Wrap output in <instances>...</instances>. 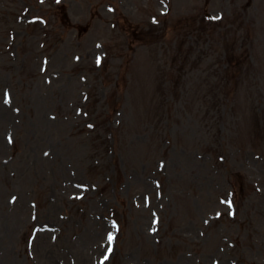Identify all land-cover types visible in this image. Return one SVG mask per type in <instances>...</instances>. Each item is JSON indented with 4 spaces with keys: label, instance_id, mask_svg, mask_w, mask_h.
<instances>
[{
    "label": "rangeland",
    "instance_id": "374dc122",
    "mask_svg": "<svg viewBox=\"0 0 264 264\" xmlns=\"http://www.w3.org/2000/svg\"><path fill=\"white\" fill-rule=\"evenodd\" d=\"M0 264H264V0H0Z\"/></svg>",
    "mask_w": 264,
    "mask_h": 264
},
{
    "label": "snow or ice",
    "instance_id": "6c2138e0",
    "mask_svg": "<svg viewBox=\"0 0 264 264\" xmlns=\"http://www.w3.org/2000/svg\"><path fill=\"white\" fill-rule=\"evenodd\" d=\"M58 2H59V0H58ZM98 63H99V60H98ZM8 102V100H7V98L5 99V103H7ZM9 142L11 143V140H9ZM228 206H229V208H231V201H229L228 202ZM114 240V237L111 235V234H109L108 235V242H109V244L111 245V243H112V241ZM111 251H112V249H111V247H109V249H108V252L109 253H111ZM108 259V257L107 256H105V260H107Z\"/></svg>",
    "mask_w": 264,
    "mask_h": 264
}]
</instances>
